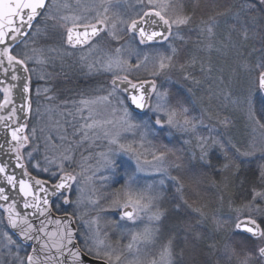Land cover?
<instances>
[{"label": "snow or ice", "instance_id": "1", "mask_svg": "<svg viewBox=\"0 0 264 264\" xmlns=\"http://www.w3.org/2000/svg\"><path fill=\"white\" fill-rule=\"evenodd\" d=\"M261 95L264 0H0V264H264Z\"/></svg>", "mask_w": 264, "mask_h": 264}, {"label": "rangeland", "instance_id": "2", "mask_svg": "<svg viewBox=\"0 0 264 264\" xmlns=\"http://www.w3.org/2000/svg\"><path fill=\"white\" fill-rule=\"evenodd\" d=\"M72 2L74 3L75 0H72ZM79 52H77V56H79ZM76 57H73L71 60H68L66 62V64H71L73 63V60H75ZM49 72H54V73H61L62 70L59 67V64H57V66L55 68L52 67H48L46 69ZM63 71H67V74L70 78V81L65 83L63 80V74H61L59 77L55 78L53 81H51V84L55 87L56 89V94L58 96V99L55 101V104H59L62 100H64L65 98L71 96H75V94L77 92H80L78 90V83H76V79L78 78V75L76 73L79 72L78 67L74 66L72 67L70 70L65 67V69ZM80 73V72H79ZM76 76V77H75ZM81 77H83L82 79L85 82H88V80L90 79L87 76H84L81 74ZM76 78V79H75ZM101 79H107V77H100ZM36 86H40L43 87L44 85V81H36ZM247 87V82L245 78H242L240 80L239 83L234 85V91L236 93H240L243 91L244 88ZM68 89H71V93L68 91ZM77 90V91H76ZM85 92H89L88 90L85 89ZM93 95H101L102 93H92ZM75 98H79L78 96H75ZM258 102L260 100H264V96H258L257 97ZM219 103H224L223 101H220ZM53 107L55 108V106L53 105ZM59 111L60 110H54L52 113V119L53 120H57V119H62V117L59 116ZM230 108L228 110H225L223 112L224 115H228L230 114ZM234 115V126L229 130L228 135L232 136L234 139H239V140H246V139H250L253 136H255L257 139H259L262 135V132L260 129H256L255 131H253V129L251 127L246 126L245 120L244 118L240 115V113L236 112L233 114ZM73 199H75V196L73 197ZM68 211H71V209H67Z\"/></svg>", "mask_w": 264, "mask_h": 264}, {"label": "flooded vegetation", "instance_id": "3", "mask_svg": "<svg viewBox=\"0 0 264 264\" xmlns=\"http://www.w3.org/2000/svg\"><path fill=\"white\" fill-rule=\"evenodd\" d=\"M80 72V71H79ZM76 73L77 75H78V78L76 79V83H78V90L79 91H85V89L86 90H88V91H90L91 89H93V88H95L96 87V85H97V81L98 80H103V79H101L100 77H98V78H90L89 80H88V82H85L82 78L83 77H81V73ZM76 77V76H75ZM77 91V90H76Z\"/></svg>", "mask_w": 264, "mask_h": 264}, {"label": "water", "instance_id": "4", "mask_svg": "<svg viewBox=\"0 0 264 264\" xmlns=\"http://www.w3.org/2000/svg\"><path fill=\"white\" fill-rule=\"evenodd\" d=\"M264 96V95H263Z\"/></svg>", "mask_w": 264, "mask_h": 264}]
</instances>
